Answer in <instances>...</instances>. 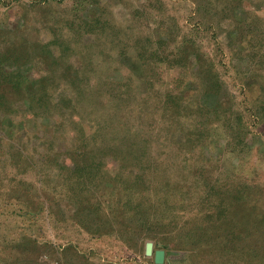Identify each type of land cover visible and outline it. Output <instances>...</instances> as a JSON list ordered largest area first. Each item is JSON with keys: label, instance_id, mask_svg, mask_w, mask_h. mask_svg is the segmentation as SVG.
<instances>
[{"label": "rangeland", "instance_id": "1", "mask_svg": "<svg viewBox=\"0 0 264 264\" xmlns=\"http://www.w3.org/2000/svg\"><path fill=\"white\" fill-rule=\"evenodd\" d=\"M0 264H264V0H0Z\"/></svg>", "mask_w": 264, "mask_h": 264}, {"label": "water", "instance_id": "2", "mask_svg": "<svg viewBox=\"0 0 264 264\" xmlns=\"http://www.w3.org/2000/svg\"><path fill=\"white\" fill-rule=\"evenodd\" d=\"M164 252L163 251H157V255H156V262H163L164 258Z\"/></svg>", "mask_w": 264, "mask_h": 264}]
</instances>
